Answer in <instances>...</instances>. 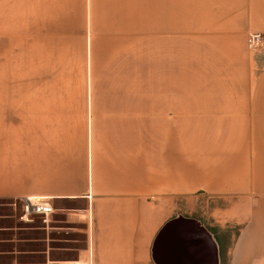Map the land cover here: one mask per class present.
Wrapping results in <instances>:
<instances>
[{
    "label": "crops",
    "instance_id": "crops-1",
    "mask_svg": "<svg viewBox=\"0 0 264 264\" xmlns=\"http://www.w3.org/2000/svg\"><path fill=\"white\" fill-rule=\"evenodd\" d=\"M17 39L82 86L13 104ZM175 218L264 264V0H0V264H156Z\"/></svg>",
    "mask_w": 264,
    "mask_h": 264
},
{
    "label": "rangeland",
    "instance_id": "rangeland-1",
    "mask_svg": "<svg viewBox=\"0 0 264 264\" xmlns=\"http://www.w3.org/2000/svg\"><path fill=\"white\" fill-rule=\"evenodd\" d=\"M18 37V34H17ZM58 50H56L57 52ZM44 57L33 54L25 57V51L19 48L18 39L13 41L11 49V80L5 81L4 87L11 85L13 104H57L60 97L53 96L52 90L77 89L82 86L83 66L76 64L43 63L52 61L51 50H43ZM62 54V50H59ZM64 52V51H63ZM49 56V57H48ZM43 89L42 93L35 92Z\"/></svg>",
    "mask_w": 264,
    "mask_h": 264
},
{
    "label": "water",
    "instance_id": "water-1",
    "mask_svg": "<svg viewBox=\"0 0 264 264\" xmlns=\"http://www.w3.org/2000/svg\"><path fill=\"white\" fill-rule=\"evenodd\" d=\"M201 242L200 262L206 256V264H214L215 248L198 222L190 218H175L166 222L158 231L152 247L156 264H194L198 245Z\"/></svg>",
    "mask_w": 264,
    "mask_h": 264
},
{
    "label": "built area",
    "instance_id": "built-area-1",
    "mask_svg": "<svg viewBox=\"0 0 264 264\" xmlns=\"http://www.w3.org/2000/svg\"><path fill=\"white\" fill-rule=\"evenodd\" d=\"M261 41L260 34H254L250 38L251 45H256ZM52 207L50 203L44 201L41 198H24L23 199V212L24 215L40 214L46 215L51 212Z\"/></svg>",
    "mask_w": 264,
    "mask_h": 264
}]
</instances>
